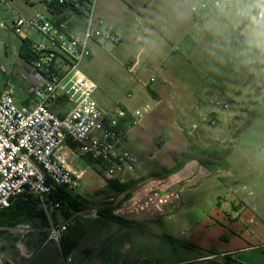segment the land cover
I'll return each mask as SVG.
<instances>
[{"label":"crops","instance_id":"0c3cea01","mask_svg":"<svg viewBox=\"0 0 264 264\" xmlns=\"http://www.w3.org/2000/svg\"><path fill=\"white\" fill-rule=\"evenodd\" d=\"M232 1L228 2L227 7ZM195 2L93 0V13L103 30L118 39L112 44L120 50L121 60L129 74L123 96L110 103L102 95L95 94L94 98L95 92L93 98L104 110L116 106L128 111L145 105L150 107V112L129 132L125 144L135 156L143 155L147 164L143 169L140 167L142 164L138 163L135 175L138 173L141 181L129 191L128 198L132 201L151 188L154 191L159 189L155 181L162 177L151 176L150 172L172 167L174 160L187 152L189 142L203 148L223 149L229 137L236 136L235 123L239 119L237 105L240 101L251 98L255 93L260 98L264 96L261 94L264 90V48L256 46L253 41L254 24L251 17L246 13L239 21L232 23L225 14L227 7L219 12L196 15L191 13V6ZM245 20L247 23L238 30ZM102 42L107 41L94 39L89 42L91 56L83 61L85 64L93 61L94 53L101 48ZM210 98L229 104L230 110L225 116L220 117L218 110L208 104ZM208 114L215 116V125L211 126L206 121ZM193 125L197 127L192 129ZM238 148L248 153L239 143L233 151ZM151 163H157L159 167L154 168ZM186 164L191 165L193 170H207L196 160ZM72 170L80 179L81 174ZM168 188L160 192L162 198L171 202L176 199V194L168 193ZM132 192L135 193L132 195ZM153 206L154 210L145 217L154 215L152 213H155L156 206ZM157 207L160 208V205ZM255 212L251 210L247 217L258 232L256 236L247 230L240 232L233 244L231 238L227 239L225 228L218 227L219 238L215 244L194 245L192 255L168 264H264V218L262 215L256 216ZM61 213L63 218L68 215L64 211ZM220 217L225 223L224 215ZM12 223L6 218L0 220V236L7 230L20 238L33 232L30 225ZM216 223L220 226L218 221ZM234 224L237 229L241 228L236 222ZM26 226L28 230L23 229ZM38 232L42 234L41 248L45 234L43 229ZM62 242L67 250L77 244L75 239L69 237ZM2 245L0 238V260L7 254L6 250H2ZM15 247L19 256L30 255L20 240L15 241Z\"/></svg>","mask_w":264,"mask_h":264},{"label":"rangeland","instance_id":"374dc122","mask_svg":"<svg viewBox=\"0 0 264 264\" xmlns=\"http://www.w3.org/2000/svg\"><path fill=\"white\" fill-rule=\"evenodd\" d=\"M253 10L247 0H233L225 14L232 23H236L246 13L250 18ZM33 12L46 14L44 3L35 0V4L29 6L21 0H0V23L4 26H0V65L5 68L4 73L0 70V89L5 85L12 87L17 105L28 94L22 75L25 69H22L19 57L21 39L12 32L11 23L17 17H28ZM78 69L96 83L94 98L95 94L102 95L110 103L123 96L129 74L124 68L120 50L112 43L102 42L101 48L94 53L93 61L89 64L82 62ZM261 94H264V90ZM262 101L264 98L256 93L240 101L235 129L245 122L248 112L257 109ZM66 103L62 101L64 111ZM217 112L220 117L226 114ZM233 138L229 137L223 145L230 149L226 169L209 172L197 168L193 170L191 165L185 164L168 176L156 179L155 186L159 189L154 191L151 188L147 193L139 194L135 202L125 193L120 194L107 187L102 168L97 163L89 164L85 159L69 154V164L81 174L79 186L73 194L89 201V207L97 210L90 217L87 216L90 213L87 208L81 212L83 214L68 221L69 228L63 240L69 237L77 242L66 254L71 257V264L172 263L192 255L194 245L215 244L219 238L218 227L225 228L224 232L228 240L232 239L231 242L246 230L256 236L258 232L248 221L247 215L254 209L256 216L262 215L264 218V114L253 119ZM238 143L248 153H243L240 148L233 151ZM136 157L144 169L147 164L143 155ZM151 165L159 167L157 163ZM137 177L140 178L138 173L134 178ZM167 186L168 193L176 194V199L173 198L171 202L162 198L160 192ZM153 205L157 211L152 213L151 218L145 217L154 210ZM221 215H224L225 223ZM55 219L57 223L65 220L59 211L55 212ZM125 221L133 223L126 224ZM234 222L241 228L237 229ZM16 223L30 225L33 232L21 238L8 230L1 234L2 250L7 251L1 257L2 264H63L56 244L48 243L40 248L42 234L38 230L45 228L46 224L40 205L35 206L31 217L22 215L12 224ZM17 240L30 255H18L15 247Z\"/></svg>","mask_w":264,"mask_h":264},{"label":"built area","instance_id":"2783aa9c","mask_svg":"<svg viewBox=\"0 0 264 264\" xmlns=\"http://www.w3.org/2000/svg\"><path fill=\"white\" fill-rule=\"evenodd\" d=\"M21 1L29 6L35 4V0ZM39 2L44 3L46 14L33 12L11 23L14 35L27 44L29 60L21 59V67L25 69L22 75L28 95L26 105H17L12 87L5 85L0 89V210L17 200H34L42 207L46 221L42 247L56 244L64 264H71V257L63 255L61 242L68 221L83 213H73L57 223L55 212H65L66 206L51 198L55 187L74 193L79 186V176L72 170L68 155L93 160L102 168L105 181L121 185L134 179L138 158L125 144L129 132L150 112V107L128 111L116 106L104 110L93 98L96 84L78 66L91 56V40H118L103 30L93 13V0L82 17V25L74 13L73 17L62 19L63 14L54 9L65 4L68 10L77 8L79 0ZM227 4L196 0L191 13L219 12ZM253 14L254 10L251 17ZM0 26L4 28L2 23ZM4 69L0 65L2 73ZM62 101L67 102L65 111ZM208 104L221 112L230 110L229 104L220 99L210 98ZM206 121L211 126L217 123L213 114H208ZM94 208H86L90 211L87 216L96 214Z\"/></svg>","mask_w":264,"mask_h":264},{"label":"trees","instance_id":"16d2710c","mask_svg":"<svg viewBox=\"0 0 264 264\" xmlns=\"http://www.w3.org/2000/svg\"><path fill=\"white\" fill-rule=\"evenodd\" d=\"M78 3L79 4L77 8L74 7L71 10L66 9L67 7L66 4L60 6V8L54 7V9L57 14H63V16L61 17L62 19H67L70 16L73 17L72 15L74 13L75 15L79 16V18L81 19L80 25H82V17L87 14L91 2L90 0H79ZM246 23L247 20L243 21L239 26L238 30H240ZM19 57L26 61L29 60L27 44L23 40H21ZM21 104L26 105L27 101L23 100ZM262 114H264V101H262V103L258 105L257 109H253L252 111L248 112L245 122L240 127L237 128L236 135L245 127H247L253 119H255L256 117ZM229 153H230V149L227 147L223 149L203 148L201 146H197L189 142V149L187 150V152L183 153L179 158L175 159L174 165L171 168L169 169L157 168L151 171L149 175L162 177V178L166 177L169 174L179 170L182 166H184L188 161L191 160H196L199 163V165H201L210 172L216 171L218 169H226L228 167L227 158L229 156ZM84 159L89 164L95 163L93 160H90L86 157H84ZM140 181H141L140 178H134L128 181L127 183L121 185H118L111 181H106V184L109 189H113L120 194L125 193L126 194L125 196L129 197L130 189H132L134 185ZM51 198L53 200H60L61 204L63 206H66V211L64 213L65 215L66 214L68 215L64 216L65 218H67L73 213H78L80 210L86 209L91 205L89 201L80 198L78 195L64 191L59 187L54 188ZM36 205L37 203L34 200H28V201L17 200L13 203L11 207L0 210V220L6 218L8 219V221L14 222L17 221V219L22 215H29L31 217L33 215V210ZM62 243H61L62 252L63 255H66L69 250L65 249Z\"/></svg>","mask_w":264,"mask_h":264},{"label":"clouds","instance_id":"9594fccd","mask_svg":"<svg viewBox=\"0 0 264 264\" xmlns=\"http://www.w3.org/2000/svg\"><path fill=\"white\" fill-rule=\"evenodd\" d=\"M229 0H217L218 4H227ZM254 9L251 17L254 24L253 41L256 46L264 48V0H247Z\"/></svg>","mask_w":264,"mask_h":264},{"label":"water","instance_id":"95a60500","mask_svg":"<svg viewBox=\"0 0 264 264\" xmlns=\"http://www.w3.org/2000/svg\"><path fill=\"white\" fill-rule=\"evenodd\" d=\"M86 209H82V210H80L79 212H84Z\"/></svg>","mask_w":264,"mask_h":264}]
</instances>
